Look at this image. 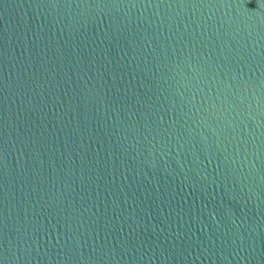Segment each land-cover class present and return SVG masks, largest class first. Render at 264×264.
<instances>
[{
  "label": "water",
  "instance_id": "1",
  "mask_svg": "<svg viewBox=\"0 0 264 264\" xmlns=\"http://www.w3.org/2000/svg\"><path fill=\"white\" fill-rule=\"evenodd\" d=\"M0 264H264V0H0Z\"/></svg>",
  "mask_w": 264,
  "mask_h": 264
}]
</instances>
